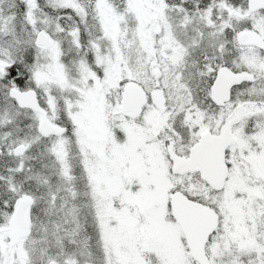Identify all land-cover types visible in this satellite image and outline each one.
<instances>
[{
    "label": "snow or ice",
    "instance_id": "6c2138e0",
    "mask_svg": "<svg viewBox=\"0 0 264 264\" xmlns=\"http://www.w3.org/2000/svg\"><path fill=\"white\" fill-rule=\"evenodd\" d=\"M0 264H264V0H0Z\"/></svg>",
    "mask_w": 264,
    "mask_h": 264
}]
</instances>
